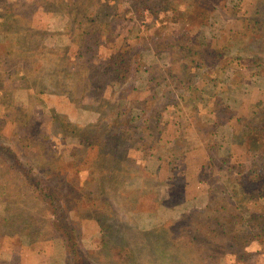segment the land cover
<instances>
[{
    "label": "rangeland",
    "instance_id": "rangeland-1",
    "mask_svg": "<svg viewBox=\"0 0 264 264\" xmlns=\"http://www.w3.org/2000/svg\"><path fill=\"white\" fill-rule=\"evenodd\" d=\"M166 1L0 0V264H73L20 164L60 186L90 264H264V242L251 240L242 259L229 246L247 222L202 210L210 188H225L240 216L263 202L264 147L237 135L264 104V61L241 64L251 49L234 21L262 22L264 5L196 0L206 24H176L196 38L190 51L172 20L166 31L155 21ZM217 48L237 59L196 67ZM153 91L176 97L154 104ZM178 132L188 142L178 146Z\"/></svg>",
    "mask_w": 264,
    "mask_h": 264
},
{
    "label": "trees",
    "instance_id": "trees-1",
    "mask_svg": "<svg viewBox=\"0 0 264 264\" xmlns=\"http://www.w3.org/2000/svg\"><path fill=\"white\" fill-rule=\"evenodd\" d=\"M255 4L258 7H262L264 5V0H256ZM181 5H185L186 7L184 9H181L180 8ZM258 7L256 8V10L258 9ZM198 9H199L198 3L196 0H167L164 8L160 10L161 12L156 13L157 15L155 16V21L157 22V24H159V22L161 21L162 22L161 29L164 30L165 27H169L171 25L168 21L172 20L175 26L171 30L172 33L171 32L170 33L175 34L174 36H176L177 39L180 41L182 48L189 49L191 51L196 47L195 46L197 44L196 38H193V35H190L189 30L191 29L188 26H186L184 29H181V25L183 23H186L188 19L190 20L192 16L197 17L196 19L203 23V20L206 19V16L202 12H200L201 10L199 11ZM173 12H175L176 14H174ZM169 13H172V16L175 18L174 19L169 18L170 16L169 17L167 16ZM160 15H162V20L159 19ZM179 20H182V24L176 26ZM206 22H204L203 24L205 25ZM234 24L239 26L238 30H236L235 33L237 35H241L247 38V44L250 46L251 49L249 50L250 52L247 55L242 56L241 64H250L254 60L264 61L256 54L261 52L262 55L264 56V53L262 51H259L258 50L259 46H257L258 40L260 39L264 40V20L260 22L256 16L253 17L252 15H245L241 18L237 16L234 21ZM249 28L253 30L250 31ZM161 29L160 32L162 33L163 31H161ZM261 30H263V32ZM220 36L222 37V39L217 38L218 43L223 41L224 34H221ZM170 44L172 43L170 39L167 38H164V40L159 41L160 47L165 50L168 49L167 47ZM129 51L133 52L134 47L131 48ZM223 57H224V53L221 50H218L217 48L216 55H214L212 59H209L205 56L201 57L198 63L196 64V67L203 69V67L208 68L211 67L212 65L215 68L217 67V63H219L221 60H222L221 64H223L224 66L232 65L233 64L232 60L237 59L232 56H226L230 58L228 61H226L225 58ZM138 65H140V62ZM145 69L148 68L146 67ZM206 73L209 74V71L207 70L204 71L202 73V76H204ZM197 75L195 73L190 72V76L186 80L188 84L185 83L183 89L186 87H192L193 84L189 82H191V79L193 80V77H196ZM176 80L183 81V79L181 78ZM169 91L163 92L162 94L160 93L158 94L157 91H153L151 96L147 98V100L150 99L154 104L161 102L159 99H163V98H166L165 101L175 100L176 94L174 92H169ZM176 104L177 103H175V105L165 104L163 106V109H168L170 107L179 108ZM218 106L219 105H217V108ZM226 108L228 107L226 106ZM151 127H153V133L161 134L159 135V138L162 139L163 133L161 132L163 131L162 128H164L165 126L162 127L159 124L154 123L153 125H151ZM176 136L177 137L175 142H177L178 146L182 141L183 142L187 141V138H184L185 136L182 133L178 132ZM237 138L243 139V141L246 143H250L254 141V145L257 146L262 145V147H264V104H262L261 110L257 112L255 116H251L250 118L244 120V123L242 124V127L237 135ZM260 141H261V145H260ZM178 146L176 148H178ZM261 152L263 154L264 149H262ZM259 156L260 153L258 152L254 153L255 158ZM175 161H177V159ZM175 161L173 167L171 168L173 170H175L177 167ZM170 162L171 161H169V163ZM222 162L224 164L227 163L229 165L228 166L229 171L231 170V167L232 168L234 167L229 162V156L224 157ZM16 166L17 164L14 163V167ZM257 166L258 164L255 163L254 165L253 162L254 174L257 173V168H258ZM19 168L23 173L24 180L31 186L32 191L39 194V196L47 204L49 208L48 212L52 214L51 224L54 227L55 231L64 237V241L66 243V247L69 252L70 261L73 262V264H90L84 261V258H82L84 250L81 246L80 233H79L80 231L78 229V226L74 222H71L66 217L67 211H66L64 197L62 194L59 193L60 190H58L60 189V186H58V189H56L49 178L45 177L42 174L33 173V169H32L33 166L30 165L24 166L23 164H20ZM205 168H206L205 166L202 165L200 166V169L203 171ZM260 169H263L264 171V165L260 167L259 170ZM259 174H262V172H260ZM232 176L233 174L229 177ZM256 196L257 199L259 200L263 199V202H260V209L249 210L248 216H240L241 213L239 211L240 208L239 202L235 200L225 188H219V189L210 188L209 200L207 201L206 206L202 209L203 211L210 214H220V215L234 217L237 219V223H240L242 221L247 222L248 227H245V229L242 230V232L234 231L229 238V246L235 248L234 252L241 259L245 256L246 253H248L246 247L250 244L251 240L257 239L260 242H264V191L262 190L260 192L257 191ZM262 206L263 209H261Z\"/></svg>",
    "mask_w": 264,
    "mask_h": 264
}]
</instances>
